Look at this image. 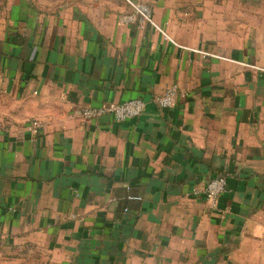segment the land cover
I'll return each instance as SVG.
<instances>
[{
  "label": "crops",
  "instance_id": "crops-1",
  "mask_svg": "<svg viewBox=\"0 0 264 264\" xmlns=\"http://www.w3.org/2000/svg\"><path fill=\"white\" fill-rule=\"evenodd\" d=\"M0 264H264V0H0Z\"/></svg>",
  "mask_w": 264,
  "mask_h": 264
},
{
  "label": "built area",
  "instance_id": "built-area-1",
  "mask_svg": "<svg viewBox=\"0 0 264 264\" xmlns=\"http://www.w3.org/2000/svg\"><path fill=\"white\" fill-rule=\"evenodd\" d=\"M182 95L177 86H170L162 95L153 99V104L161 110L170 109L175 106L177 98L182 97ZM146 109L147 105L143 100L134 99L122 103L104 104L96 108L86 107L80 111V114L85 121H97L103 117H111L114 121L123 123L140 118L146 112ZM40 128L41 123L38 121L29 122L25 126V129L33 136L39 134ZM226 185V179L218 176L210 180L203 190H194L192 195L203 196L210 208L216 210L218 199L225 192ZM128 200L139 201L140 198L129 196Z\"/></svg>",
  "mask_w": 264,
  "mask_h": 264
}]
</instances>
